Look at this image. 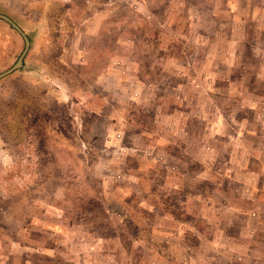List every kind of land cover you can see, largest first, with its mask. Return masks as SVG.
I'll list each match as a JSON object with an SVG mask.
<instances>
[{
    "label": "rangeland",
    "instance_id": "obj_1",
    "mask_svg": "<svg viewBox=\"0 0 264 264\" xmlns=\"http://www.w3.org/2000/svg\"><path fill=\"white\" fill-rule=\"evenodd\" d=\"M0 13V264H264V0Z\"/></svg>",
    "mask_w": 264,
    "mask_h": 264
},
{
    "label": "water",
    "instance_id": "obj_2",
    "mask_svg": "<svg viewBox=\"0 0 264 264\" xmlns=\"http://www.w3.org/2000/svg\"><path fill=\"white\" fill-rule=\"evenodd\" d=\"M0 17L5 19L6 21L10 22L15 28H17L22 33V35L24 36L25 41H26V46H25V49H24L22 55L20 56L17 63L10 70L5 72V73H8V72H11L15 68L21 67L24 64V57H25V54L27 53V50L29 49L30 39H29L28 35L23 31V29L8 15L0 13ZM5 73H3V74H5ZM3 74H1V75H3Z\"/></svg>",
    "mask_w": 264,
    "mask_h": 264
}]
</instances>
